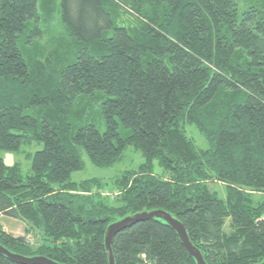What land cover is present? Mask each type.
I'll use <instances>...</instances> for the list:
<instances>
[{
	"label": "trees",
	"instance_id": "1",
	"mask_svg": "<svg viewBox=\"0 0 264 264\" xmlns=\"http://www.w3.org/2000/svg\"><path fill=\"white\" fill-rule=\"evenodd\" d=\"M243 2L0 0V217L27 225L15 236L0 224L2 246L109 264L110 224L164 210L207 264L264 261V0ZM90 102L105 131L88 121ZM33 144L27 174L5 162ZM130 147L144 162L112 186L71 180L82 151L110 168ZM112 251L115 264H197L158 218L120 231ZM0 264L20 263L0 253Z\"/></svg>",
	"mask_w": 264,
	"mask_h": 264
},
{
	"label": "rangeland",
	"instance_id": "2",
	"mask_svg": "<svg viewBox=\"0 0 264 264\" xmlns=\"http://www.w3.org/2000/svg\"><path fill=\"white\" fill-rule=\"evenodd\" d=\"M252 1L244 0L242 9H244L243 8L244 6L247 7L250 4H252ZM119 10H120L119 11L120 18L122 20H125L127 22H132L136 20V17L133 14L129 13L127 10L123 9V7H121ZM52 49H55L53 45L46 44V49L44 50V53L47 55V52L51 51ZM90 103L92 104L88 106L87 116H86L88 118V121L91 123L97 124L101 131H105V123L100 114V104L101 103L99 102H90ZM189 133L200 147L206 146L205 139L201 136L198 130L195 129V127H190ZM41 148H42V145H37V144H33L30 146L26 145L22 147L20 153L18 154L4 153L3 158L8 165H13L16 162H20L22 165L23 173L27 174L31 168V160L28 159V155L30 153H34L36 150L41 149ZM82 158L85 163V168L81 171L74 172L71 176V180L80 182V181L87 180V179L99 178L103 180L104 182L108 183L109 186H112L115 178L121 176L126 170L134 169L138 165L144 162L142 153L140 151L135 150L132 147L128 148V150L125 152L123 161L115 164L114 166L110 168H99V167L94 166L92 162L90 161L89 157L83 151H82ZM162 171L163 170L156 163L155 173L160 174L162 173ZM211 188L217 189V191L221 194L224 191L222 185L218 183H212ZM257 196L259 197L260 195L257 194ZM221 197L223 198V195ZM0 224L3 226L5 231L15 236H24L26 234L25 230L27 228V225L20 220H15V219H11L6 216H1ZM227 230H229L228 225H227ZM39 236H40V233L37 231H34L30 233L27 236V238L32 244H35L39 240Z\"/></svg>",
	"mask_w": 264,
	"mask_h": 264
},
{
	"label": "water",
	"instance_id": "3",
	"mask_svg": "<svg viewBox=\"0 0 264 264\" xmlns=\"http://www.w3.org/2000/svg\"><path fill=\"white\" fill-rule=\"evenodd\" d=\"M152 218L162 219L174 229L186 250L197 261V264H207L201 251L191 242L185 226L179 220L174 218L170 213L164 210L144 211L132 216H127L119 221L110 224L105 234V246L108 252L109 264H115V258L112 251V241L114 237L125 228H128L139 221H144ZM0 253L20 264H59L44 256L26 257L19 254H14L7 250L1 244ZM259 264H264V261Z\"/></svg>",
	"mask_w": 264,
	"mask_h": 264
}]
</instances>
